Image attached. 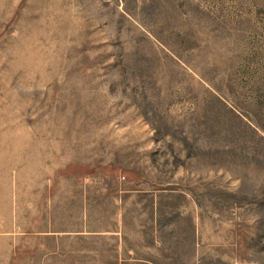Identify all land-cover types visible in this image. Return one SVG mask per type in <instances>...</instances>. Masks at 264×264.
<instances>
[{
    "label": "rangeland",
    "instance_id": "374dc122",
    "mask_svg": "<svg viewBox=\"0 0 264 264\" xmlns=\"http://www.w3.org/2000/svg\"><path fill=\"white\" fill-rule=\"evenodd\" d=\"M0 264H264V0H0Z\"/></svg>",
    "mask_w": 264,
    "mask_h": 264
}]
</instances>
